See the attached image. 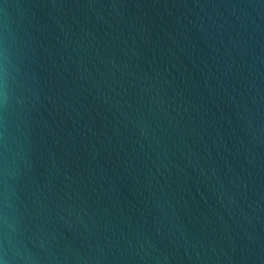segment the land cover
Instances as JSON below:
<instances>
[{"label": "water", "instance_id": "1", "mask_svg": "<svg viewBox=\"0 0 264 264\" xmlns=\"http://www.w3.org/2000/svg\"><path fill=\"white\" fill-rule=\"evenodd\" d=\"M0 50L13 251L264 264V0H0Z\"/></svg>", "mask_w": 264, "mask_h": 264}, {"label": "clouds", "instance_id": "2", "mask_svg": "<svg viewBox=\"0 0 264 264\" xmlns=\"http://www.w3.org/2000/svg\"><path fill=\"white\" fill-rule=\"evenodd\" d=\"M8 74L7 55L3 50H0V107L2 108H6L9 98L7 90ZM2 171L4 175H7L6 165ZM0 205H3V209H0V264H34L31 257L20 255L9 246V229L13 225L10 223L9 216L6 212L8 206V186L6 182L2 193H0Z\"/></svg>", "mask_w": 264, "mask_h": 264}]
</instances>
